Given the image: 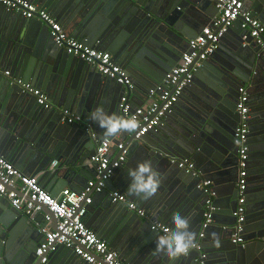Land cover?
<instances>
[{
	"label": "water",
	"instance_id": "obj_1",
	"mask_svg": "<svg viewBox=\"0 0 264 264\" xmlns=\"http://www.w3.org/2000/svg\"><path fill=\"white\" fill-rule=\"evenodd\" d=\"M251 1L252 15L264 23V0ZM31 2L51 13L69 30L70 36L93 48L111 53L113 59L126 69L132 78L133 86L129 88L103 76L95 67L67 54L64 48H59L46 24L37 19H26L15 12H7L0 5V64L7 65L25 82L41 87L47 92L53 105L51 110L44 109L37 103L35 96L24 93L11 78L0 75V83L7 80L12 84L6 82V103L0 102V140L7 148L5 151L8 152V159L20 166L18 162L25 156H31L35 150V160L30 165L33 172H46L50 162L58 160L57 169L45 174L81 190L96 174L97 167L88 166L87 160L91 158L97 145L105 139L103 130L89 118L90 113L102 107L109 115L114 113L125 117L117 107L116 101L121 100L126 91L131 101L135 100L139 92L147 101L151 91L161 84L170 70L179 63L189 47L190 40L212 19L211 6L216 2ZM158 2L159 5L165 4L163 10L158 7ZM241 25L242 20L238 19L231 27V33L234 35L232 42L227 44L225 35L214 54L200 62L197 67L199 61H195L192 66V69L196 67L193 81L184 89L179 102L169 111L160 127L140 139L135 138L136 132L126 133L129 136L124 143L127 157L135 154L140 162L151 161L152 167L160 175L161 184L157 194L147 200L128 194L130 179L125 181L124 178L117 189L127 194L130 201L136 200L140 207L165 220L172 228L174 214L179 213L188 218L189 230L196 235L195 242L199 240L207 211L206 202L211 196L205 192L203 204L200 198L196 199L191 192L206 175L212 176L213 184L219 186L215 179L219 173L226 168L232 170L233 167L229 166H237L239 162L235 130L240 120L237 111L238 90L243 85L247 86L250 98L248 155L250 156V152H257L256 157L264 166V54L259 50L256 54L247 55L243 52L238 44L237 34ZM226 45L228 48L225 49ZM234 59H243L247 64L245 67L234 66ZM259 68L261 77L256 81L252 70L257 72ZM204 81L206 83L202 84ZM186 93L192 97V102L187 103L189 107L186 106ZM65 110L80 116L82 122H63L62 112ZM172 119L177 122H170ZM110 139L118 148L120 140L116 136ZM201 154H204L208 161L203 162ZM180 158L193 160L200 175L179 169L172 161ZM225 158L227 162H231L230 165L224 166L222 162H226ZM123 171L124 168L120 169V173ZM112 181L111 178L105 181L106 189L110 188ZM257 182L258 184L251 185L252 195L248 202L250 207L247 209L244 224L247 227L244 226L242 236L244 242L246 232L254 229L257 232L264 230V177ZM214 185L210 188L214 192L212 200L215 207L214 198L217 193ZM220 193L221 190L218 195ZM186 194L191 195L192 202ZM227 194L232 202L235 198L230 190ZM0 200L6 207L0 206L3 210L0 213V264H41L40 258L35 255L38 247L36 234L39 233L42 237L43 234L40 229L34 230V227L37 217H44L50 213L49 210L43 206L33 224L26 213L11 208L9 199L0 197ZM252 203L259 205L253 206ZM118 206L120 208L104 206L105 214L116 215V218L109 226H102L98 231L99 235L110 243H116V240L120 241L121 238L120 242L124 246L123 256L133 264H170L165 255L155 253L156 237L162 233L150 230L149 222L143 221L135 212L128 211L127 206L120 203ZM230 208L231 205L227 209ZM50 214L53 217L52 227L56 228L57 220ZM233 219L235 229L238 224L234 216ZM255 223L257 224L250 227ZM31 228L35 233H31ZM20 231H27L28 236L24 241L18 242ZM249 239L254 238L250 236ZM221 241L219 248L214 247V243L209 245L201 242V252L206 254V264H255L244 258L237 245L230 244L225 237ZM243 245L246 246L245 243ZM198 254L199 252L195 255L193 264H198ZM48 256L47 264H72L76 255L61 246ZM259 257L264 264V252H260Z\"/></svg>",
	"mask_w": 264,
	"mask_h": 264
},
{
	"label": "built area",
	"instance_id": "obj_2",
	"mask_svg": "<svg viewBox=\"0 0 264 264\" xmlns=\"http://www.w3.org/2000/svg\"><path fill=\"white\" fill-rule=\"evenodd\" d=\"M214 1L218 10L217 15L195 38L190 40L189 47L179 63L170 70L164 81L151 91L148 101L134 109L129 103L127 91L122 96L119 109L125 117L135 116L140 124V127L135 131L136 139H140L163 124L166 115L179 102L184 89L193 81L196 67L217 51L221 39L238 19L242 20L241 27L247 30L249 34L248 37H244L245 45L252 38L253 44L264 54V23L245 9L244 0ZM0 5L7 11L15 12L26 19H37L43 22L49 27L54 43L59 48H64L67 54L84 60L88 65L95 67L100 74L118 84L132 88V78L129 72L113 59L111 53L93 48L84 41L68 35L63 24L47 10L40 8L30 0H0ZM197 60L199 62L192 69ZM0 75L11 78L12 82L20 86L24 93L35 96L37 103L44 109L51 110L53 108L51 100L41 89L21 78L13 77L10 69L0 65ZM238 93L237 111L240 120L235 130V137L239 147L240 173L237 184L238 200L233 216L238 224L234 241L243 243L242 235L247 214L246 189L249 151L247 139L250 107L249 94L246 88L240 87ZM62 113L63 122L68 124L82 122L80 116L71 113L69 110ZM112 145L111 139L108 141L104 139L97 145L90 158V162L97 167L96 175L84 189L76 191L66 188L56 196L42 187L37 175L24 174L14 163L0 153V197L9 199L15 210L23 211L28 216L36 215L45 206L57 220V226L53 228L49 226L53 220L51 214L48 213L44 216L47 226L40 229L43 239L35 252L37 258H40L41 264H47L49 253L56 251L61 246L72 249L85 264H132L123 261L119 254L110 248L108 242L99 237L84 221L88 208L93 202L92 195L102 193L106 188L105 181L112 178L116 170L126 162L127 150H125L124 144L118 145L117 149L121 152L115 158L109 156ZM172 162L187 173L200 175L196 171L194 161L189 158H180ZM57 164L58 162L55 161L52 167L57 166ZM211 186V182L207 180L201 181L198 186L199 189L211 196L207 201L209 209L205 214V226L211 223L215 211L212 200L214 192L211 190ZM110 196L113 203L125 204L129 211L135 212L140 218L148 221L153 231H160L163 234L162 229L164 227L172 229L160 221L157 216L130 201L126 194L113 191ZM194 248L199 250L200 245L196 243ZM197 261L199 264H206V256L200 254Z\"/></svg>",
	"mask_w": 264,
	"mask_h": 264
},
{
	"label": "crops",
	"instance_id": "obj_3",
	"mask_svg": "<svg viewBox=\"0 0 264 264\" xmlns=\"http://www.w3.org/2000/svg\"><path fill=\"white\" fill-rule=\"evenodd\" d=\"M252 2L253 1H251V0H245L244 1V7H245V9L247 11L252 12V6H251ZM158 7L160 8V10H163L164 7H165V4L162 3L161 5H159V2H158ZM211 10H212V19H213L217 15V8L215 6V3H212ZM212 19L208 22V24L211 23ZM65 30L68 33V35H70L69 30H67V29H65ZM237 32H238L237 34L239 36L238 44H239L240 48L243 50V52H246L247 55H248V54H256V52L258 50L260 51V49L253 44L252 38H250L247 41V45H245L246 41H245L244 37L245 36L248 37V35H249L247 30H244L242 27H238ZM233 36L234 35H232L231 29H230L229 32L226 34L227 44H228V42H232L233 41V38H234ZM226 48H228V45H226L225 49ZM228 62L230 63L231 61L228 60ZM234 62H236L234 64V66L239 65V67L240 66H244L245 67V65L247 64V61H244L243 59H239V60H235L234 59ZM0 65L10 69L7 65H3V64H0ZM11 71L13 73V77L21 78V77L18 76V74L15 71L14 72H13V70H11ZM253 71L254 70H252L253 75H256V81L260 80V77H261L260 68L258 69L259 72L258 71L256 72V70L254 72ZM204 78L207 79V76L204 75ZM6 82L8 83L7 80H5L2 83H0V102H4V103H6L5 97H6V93L8 91V86L6 85L7 84ZM205 83H206L205 81L202 82V84H205ZM8 84L10 85L11 83H8ZM33 85L35 86V84H33ZM243 86H245V85H243ZM37 88L41 89L49 97L47 92H45L41 87H37ZM245 88H246V90L248 89L247 86H245ZM250 90H251V88H249V91ZM186 95H187L186 100H185L186 101V106L189 107L187 105V103H191L192 102V97H191V95H189L187 93H186ZM119 101H120L119 99L116 101V105H117L118 108H119ZM147 101H145V96H143V94L141 92H139L138 96H135V100L134 101L129 100V103L132 106V108L135 109L136 107H139V106L145 104ZM171 121L174 122V123L177 122L176 119H174V120L172 119V120H170V122ZM128 137L129 136L126 133L125 134L123 133L121 135H117L116 136V138L120 140V143H123V144L126 142ZM5 150H7V148L4 145V142H1V140H0V153L3 154L8 159V152H6ZM137 151H139V150H137ZM93 153H94V151L92 152V155H93ZM248 153H249V151H248ZM118 154H119V150L114 145H112V147L110 149L109 156L115 158L116 156H118ZM257 154H258L257 152H254V153L250 152V156L248 155V168H247L248 169L247 170L248 174H247V189H246V197H247L246 208L247 209L250 207L248 202H249L250 196L252 195V193H251V191H252L251 185L256 184V183L258 184L257 180H259L260 178L264 177V166H262L261 160L258 157H256ZM35 155H36V152L34 150V152H33V154L31 156H25L18 162L20 166H16V165L15 166L21 172H23L24 174L37 175L38 178H39V182L42 185V187L45 188L50 194H52L54 196L58 195L59 193H61V191H63L66 188L72 189V190H76V191H81L82 190V189L81 190L77 189V187H72L70 185H67L63 181H58L57 179H54L52 176H49V175L45 174L46 172L54 171V170L57 169L59 163L57 164V166H54V167H52V164L55 161L58 162V160H52L50 162V164L48 165L49 170L46 171V172H33V170H31L30 165L32 164V162H34ZM200 156L202 157V159H204L203 162L208 161V159L206 160L207 157L204 154H201ZM225 159H226V162L225 161L222 162L224 164V166H226L228 164L230 165L231 162H227V158H225ZM139 162H140V159L138 157H136L135 154H133L132 157L128 156L127 159H126V162L120 168V169L124 168V171L120 173V169H119L115 173V175L111 178L113 180L112 181L113 184L110 185V188L109 189L105 188L102 193H94L92 195L93 202L88 208V213H87L86 217L84 218V221L86 222L87 226L91 230H93L99 237H101V236L99 235L98 231L101 230L102 226H109V223H113L115 221V218H116V215H113V214L112 215L111 214L110 215H106L105 214L106 210L103 209L104 206L108 205V206H112L113 208L119 207L118 204H114L111 201L110 194L113 191H119V189H117V187L120 184V182L123 181L124 178H125V181L129 180V177H127L128 169H135ZM87 164L90 167H94V165L90 162V159L87 160ZM229 167H233V169L232 170H229L228 168L223 169L222 172L219 173V176L217 178H215V179H217V182L219 183V186H215L213 184L214 178L212 176H209V175L204 176L205 179H203V180L210 181L211 184L214 185L213 187H214V189H215V191L217 193V196H215V198H214L215 201H216V204H215L216 208H215V211H214L213 216H212L213 219H212L211 223H209V225L205 226L206 217L204 215L205 221L203 223L202 230H201L200 235H199V240L197 242H195V243L200 245V249L197 250L195 248H191L189 250V253L186 256H181L178 260L173 261L172 264H179V263H182V264H193V262H195L194 261V257H195V255L197 256V252H199L198 257L196 258V262L198 263L197 259L199 258L200 254H204L206 256L205 253L201 252L202 251L201 242L204 241V243H206V244L213 245L212 244V243H214L213 242V234H215L216 237L219 238L220 243L222 242L221 240L225 237L230 244L237 245V247L241 250V252H243L244 258L247 261L248 260L250 262L253 261V262H255V264H263L262 260L259 257V254H260V252H264V244H261V243H264V230L260 231V232H257L254 229V231H249V233L246 232L245 233L246 242L243 241V243H236L234 241L235 234H236V228L234 229V226H233V223H234L233 209L235 208L236 202H237L236 201V197H237V193H238L237 184H238L239 173H240L239 162H238L237 166H229ZM226 172H228V174H226ZM119 173L121 175H119ZM94 175H96V174H94ZM94 175L90 178V180L94 179V177H95ZM203 180H201V181L203 182ZM230 180H234L235 182L234 183H230L229 182ZM228 187H229V189H228ZM219 190H221L220 195H218V191ZM228 190H230V193L235 198V199L232 200V202H230V196L229 197L226 196V195H228L227 194ZM192 193H193V196L196 199L200 198L199 200H201L203 202V204L205 203V199H203V196L205 194L204 190L199 189V187L195 185V188H194L193 192H191V194ZM126 196H127V194H126ZM186 196L190 199V202H192L191 195L186 194ZM218 196H220V197H218ZM132 202H135L136 204L139 205V202H137L136 200H133ZM121 205L126 206L125 204H121ZM230 205H231V208L227 209ZM252 205L255 206V205H259V204L252 203ZM0 206H2L3 208H6L5 205L1 202V200H0ZM221 206H222V208L220 209ZM253 206H251V207H253ZM11 208H13L12 205H11ZM143 209H145V208H143ZM206 209H207V211L209 209L207 202H206ZM127 210L129 211V209H127ZM251 210H255V209L251 208ZM2 211L3 210L0 209V213H2ZM259 211L257 213H259ZM147 212L151 213L148 210H147ZM151 214H153V213H151ZM254 216L256 217L257 214H254ZM27 217L33 223V220L37 217V214L34 215V216H28L27 215ZM157 218L160 221H162L164 224L170 226L165 220H163V219H161L159 217H157ZM142 220L146 222L145 219H142ZM33 224H35V223H33ZM256 224L257 223L252 224L250 227H252V226H254ZM148 225H149L150 230H151L150 223ZM45 226H47L45 218L42 217V216H40V217L38 216L37 220H36V224H35L34 230L41 229V228H43ZM49 226L52 227V223ZM244 226L247 227L246 225H244ZM32 232L35 233L33 231V228H31V233ZM27 236H28L27 235V231H25V232L20 231L19 234H18V237H17V241L18 242L24 241L27 238ZM242 236H244V235H242ZM250 236L253 237L254 239H249L248 240V237H250ZM36 238H37V243L39 245V243L42 241L43 237L39 236V233H37L36 234ZM128 238H130V237H128ZM120 241H121V238H120ZM120 241L116 240V243H118V244L110 243L108 241L107 242H108L110 248L112 250H114L115 252H117L119 254V257L123 261L133 264V262H130L129 260L125 259V257L123 256L122 248L124 246H122V243ZM244 243L246 244V246L243 245ZM202 246H203V244H202ZM242 246L243 247L245 246V247L243 248ZM67 249H69L71 252L74 253V251L72 249H70V248H67ZM213 249L217 250V248H213ZM70 254L71 253H69V255ZM126 258H127V256H126ZM73 262L74 263H72V264H85L77 255L75 256Z\"/></svg>",
	"mask_w": 264,
	"mask_h": 264
},
{
	"label": "clouds",
	"instance_id": "obj_4",
	"mask_svg": "<svg viewBox=\"0 0 264 264\" xmlns=\"http://www.w3.org/2000/svg\"><path fill=\"white\" fill-rule=\"evenodd\" d=\"M89 118L103 130L105 141L123 133H133L139 127L135 116L121 117L116 114L109 115L102 107L90 113ZM130 183L128 194L138 196L144 200L155 196L161 184L159 173L152 167L151 161H141L135 169L127 171ZM173 228L164 227L163 234L156 237V254L165 255L170 264L181 256H186L191 248L196 247V235L190 231L189 220L176 213L172 217ZM214 247H220L219 238L213 234Z\"/></svg>",
	"mask_w": 264,
	"mask_h": 264
}]
</instances>
